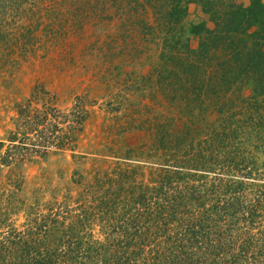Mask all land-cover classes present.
I'll return each mask as SVG.
<instances>
[{
  "label": "trees",
  "instance_id": "obj_1",
  "mask_svg": "<svg viewBox=\"0 0 264 264\" xmlns=\"http://www.w3.org/2000/svg\"><path fill=\"white\" fill-rule=\"evenodd\" d=\"M76 1L84 15L94 0ZM173 1L130 7L151 14L144 26L160 48L141 78L150 104L129 102L132 119L113 117L115 132L91 149L77 150L88 117L81 97L63 112L36 84L15 102L13 128L0 138V264H264V163L242 149L228 116L244 103L254 113L241 120L261 121L264 3L201 0L208 20L191 26V48L181 35L185 10ZM22 2L0 0V40L16 37L6 29ZM27 32L30 40L35 31ZM128 101L116 96L114 114ZM65 151L76 164L91 155V167L58 181L45 167L27 179V164Z\"/></svg>",
  "mask_w": 264,
  "mask_h": 264
},
{
  "label": "rangeland",
  "instance_id": "obj_2",
  "mask_svg": "<svg viewBox=\"0 0 264 264\" xmlns=\"http://www.w3.org/2000/svg\"><path fill=\"white\" fill-rule=\"evenodd\" d=\"M74 1L23 0L18 11L10 12L17 17L16 22H10L6 32L15 35L16 39L10 40L7 36L0 40V138L13 128L15 102L27 99L36 84H42L55 95V104L63 112L72 109L78 97L87 104L88 117L80 135L79 152L91 149L89 145L115 132L116 128L111 127L113 117L129 114L128 121L132 119L136 105L132 107L129 102L150 104L149 91L141 78L158 62L160 48L152 42L153 33L149 34L145 27L151 24V14L142 13L139 6L138 12L132 14L134 10L130 8L136 4L149 5L147 0H115L112 6L108 0H94L82 9L84 15L78 11L74 13V9L83 3ZM223 1L213 0L216 4ZM236 1L244 6L250 3V0ZM203 3L201 0H181L179 3L186 13L181 35L188 37L191 48L197 46L198 40L190 34L191 26L208 20V15L201 11ZM10 13L4 16H12ZM29 27L35 31L30 40ZM237 94L232 98L236 99ZM118 95L128 99L129 105L114 114L111 107ZM241 95L246 102L252 101L251 86L243 89ZM231 113L228 116L237 121L238 127L228 124L229 129L236 128L243 141L242 149L253 151L257 165H262L264 110L259 111L261 121L255 127L241 120L254 113L249 104L239 103ZM217 118L213 115L214 120ZM87 158L76 164L71 152L65 151L50 157V163L27 164V179L46 167L54 181L67 180L78 166L83 171L91 167V155Z\"/></svg>",
  "mask_w": 264,
  "mask_h": 264
}]
</instances>
